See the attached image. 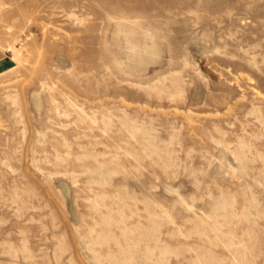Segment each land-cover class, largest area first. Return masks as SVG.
<instances>
[{
	"label": "rangeland",
	"instance_id": "1",
	"mask_svg": "<svg viewBox=\"0 0 264 264\" xmlns=\"http://www.w3.org/2000/svg\"><path fill=\"white\" fill-rule=\"evenodd\" d=\"M0 264H264V0H0Z\"/></svg>",
	"mask_w": 264,
	"mask_h": 264
}]
</instances>
